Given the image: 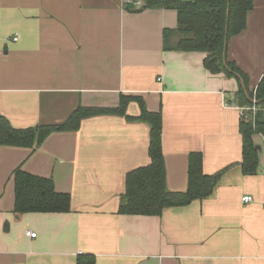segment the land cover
Masks as SVG:
<instances>
[{
    "label": "crops",
    "instance_id": "1",
    "mask_svg": "<svg viewBox=\"0 0 264 264\" xmlns=\"http://www.w3.org/2000/svg\"><path fill=\"white\" fill-rule=\"evenodd\" d=\"M143 3L0 0V114L24 129L138 96L162 115L169 191L186 190L190 152L202 154L203 173L226 171L204 199L160 215L121 214L126 174L149 163L147 122L100 114L32 148L0 145V264H264V136L253 134L259 163L243 174L237 80L211 73L203 52L165 50L177 11ZM226 54L254 91L264 74V0L253 1ZM139 112L128 103V115ZM18 167L51 178L70 210L16 215Z\"/></svg>",
    "mask_w": 264,
    "mask_h": 264
},
{
    "label": "trees",
    "instance_id": "2",
    "mask_svg": "<svg viewBox=\"0 0 264 264\" xmlns=\"http://www.w3.org/2000/svg\"><path fill=\"white\" fill-rule=\"evenodd\" d=\"M254 0H144L141 8H169L177 11V28L164 30L165 50L205 53L204 66L211 73H224L237 80V101L250 105L255 98L259 107L254 122L241 119L239 131L242 137V158L239 163L243 174L256 172L259 152L252 136H264V74L254 91L248 89V77L233 61H223L225 25L227 40L246 26L247 12ZM240 77L241 81L237 78ZM243 85L245 88H243ZM135 101L140 112L137 116L126 113L129 102ZM100 114H116L127 119L141 120L150 125L148 156L149 163L129 171L124 180V193L118 207L121 214L160 215L166 207L181 206L195 199H204L212 194L227 168L213 174L202 171V154L190 152L187 161V187L184 192H171L165 185V168L161 147V112L149 111L143 99L133 95H120L117 105L111 107L79 105L58 124H43L24 129L14 128L0 114V145L32 148L39 145L52 132L75 131L84 118ZM14 182V206L16 215L29 212H68L71 198L68 193L55 190L53 180L22 170L12 172ZM89 257L78 258L77 264H93ZM92 261V260H90Z\"/></svg>",
    "mask_w": 264,
    "mask_h": 264
},
{
    "label": "built area",
    "instance_id": "3",
    "mask_svg": "<svg viewBox=\"0 0 264 264\" xmlns=\"http://www.w3.org/2000/svg\"><path fill=\"white\" fill-rule=\"evenodd\" d=\"M137 3H140V2L137 1ZM13 39H16V38H13ZM237 109L239 111V117L241 119H248V120L254 122L255 115H256L257 111L259 110V107L256 104L255 98H253L250 105L238 106ZM251 200H252L251 196H248V195H246L242 198V201L245 203L250 202ZM26 234L30 237L35 236V233L31 232V231H26Z\"/></svg>",
    "mask_w": 264,
    "mask_h": 264
},
{
    "label": "water",
    "instance_id": "4",
    "mask_svg": "<svg viewBox=\"0 0 264 264\" xmlns=\"http://www.w3.org/2000/svg\"><path fill=\"white\" fill-rule=\"evenodd\" d=\"M227 21H228V10H227L226 25H225V37H224V45H223V61H224V63H225V60H226V50H227V36H226V33H227ZM237 78L241 81L239 76H237ZM241 83H242V81H241ZM243 88H245L244 85H243ZM255 148L259 149V146L256 145Z\"/></svg>",
    "mask_w": 264,
    "mask_h": 264
}]
</instances>
